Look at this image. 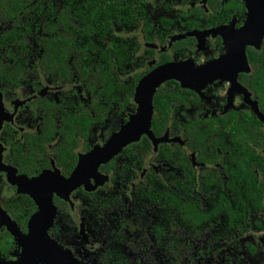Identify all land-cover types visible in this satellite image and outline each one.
Segmentation results:
<instances>
[{"label":"flooded vegetation","instance_id":"obj_1","mask_svg":"<svg viewBox=\"0 0 264 264\" xmlns=\"http://www.w3.org/2000/svg\"><path fill=\"white\" fill-rule=\"evenodd\" d=\"M108 1L119 8L123 0ZM126 1L138 9L137 16L126 24L112 9L100 20L111 25L110 30L78 35L77 56L93 57L89 63L106 66L112 46L130 38L136 58L131 70L149 71L187 58L199 65L222 56L224 38H231L247 19L244 0ZM33 2L25 3L19 19H0V29L22 24L23 31L22 66L3 65L5 50L0 48V260H16L22 251L11 223L26 234L38 211L23 191L30 189L25 180L54 169L68 177L78 156L102 145L135 108L120 114L112 107L102 121H93L95 97L88 79L77 73L88 68L87 63L79 66L68 60L65 75L42 65L40 30L31 34L26 28L55 21L61 9L69 6L73 11L78 0H42L40 16ZM245 55L247 68L237 72L234 82L216 78L201 93L183 90L175 80L167 83L183 95L184 103L175 111L178 120L196 119L201 126L206 119L213 122V129L203 132L198 157L186 147L187 136L164 131L169 139L178 138L166 143L185 150L197 176L195 185L185 177L177 184L181 195L175 196L184 211L180 214L167 194L177 191L169 180L174 168L165 167L166 179L160 169L168 164L150 162V153L140 166L131 163L132 174L128 166L120 172L128 161L126 146L99 164L88 188L83 184L86 175H81L82 182L67 198L52 194L55 212L45 231L62 250L64 264H252L249 256L253 264H264V32L257 46H245ZM98 100L106 105L102 97ZM156 150L152 147L153 153ZM251 181L257 184L253 194L248 193ZM161 189L166 193L158 194ZM190 201L196 215L188 211ZM36 264L47 263L38 259Z\"/></svg>","mask_w":264,"mask_h":264},{"label":"trees","instance_id":"obj_2","mask_svg":"<svg viewBox=\"0 0 264 264\" xmlns=\"http://www.w3.org/2000/svg\"><path fill=\"white\" fill-rule=\"evenodd\" d=\"M31 1L32 0H0V19H19L22 7L25 3H30ZM41 1L42 0H34L32 3V7L36 8V14L39 16L42 9ZM93 1L94 3L91 0H78V2L74 3L75 9L73 11H71L69 6H67L65 11L61 9L55 21L51 19L49 24H29L26 28L27 32L31 34H35L36 30H40L39 34L42 35L41 44L43 48L42 65L50 68L57 67L60 69L61 73L65 75L66 69L71 63L79 66H83L87 63L89 67L77 73L82 78L88 79V87L92 90V94L95 97L93 111L96 116L93 118V121L96 120L99 122L106 117L107 112L112 107H117V111H120L121 114L125 109L131 108L134 105L132 104L134 87L138 79L148 71L140 72L137 69H130L132 62L134 60L136 61L134 56L135 47L133 48V43L129 40L130 38H123V40H120L119 47L113 45L114 42H112V47H114V49H110L106 54L108 60V65L106 66L101 65L99 62L89 63V60L93 57L88 56L83 60V56L80 57L75 54L78 50L75 44V42L79 40L78 35H88L92 32L105 33L106 30H110L111 25H105L101 23L100 20L102 18H107V14L111 13L112 9L114 13H120V20H123L126 24L131 22L133 16H137L136 12L138 9L132 2L123 0L120 2L119 8H117L115 2L105 0L97 4L95 2L96 0ZM72 19L75 21L73 22ZM21 25L22 24H17L12 25L9 29H0V48L5 50L4 60H6V63H3V65L7 67L14 68L22 66L23 64V60L21 59V47L23 42L19 37L23 34ZM31 29H33V31H31ZM37 43H39V41H37ZM9 59L11 62H9ZM68 60H70L71 63H68ZM0 65L2 66L1 63ZM117 68H120V73L116 71ZM258 76L260 77L261 75L258 74ZM167 83L176 84L172 80H167L161 84L153 94L152 105L154 112L151 118V131L155 137L162 136L167 128L169 135L181 132L183 137L187 136L186 147L190 151L196 152L198 157V150L201 151L203 149V143L201 141L203 132L204 130H212L213 122L212 120L206 119L203 121L204 126H201L200 121H196V119L186 122L178 120L175 116V111L179 108L181 103H184L181 97L183 95L180 94V89L174 86H168ZM181 89L188 90L184 88ZM100 97L106 101V105L98 100ZM240 129H242V127ZM63 140L64 138H62V141ZM66 140L68 141V138H66ZM125 153L128 155V161L123 164L120 172L125 170L124 166H128L130 174H132L131 163L140 166L143 157L149 153L151 154L149 158L150 162H163L168 164V166H162L160 169V174L166 177V179L168 177V170H166L165 167L174 168V170L169 173L172 175V178L168 179L174 184L177 191L173 189L172 192L167 191V194L172 195V206L175 205L179 208L181 214V211L184 210L180 207V197L175 196L181 193L177 184L181 185L182 180H184L183 177H185L189 178V185H195V178H197L195 170L189 164L185 150L178 143L161 142L157 145L156 152L153 153L150 141L145 136H142L138 142L127 145ZM187 171H189V174H187ZM149 172H151L153 178H157V176L154 175V171ZM145 177L146 176H144V178ZM256 187L257 184L251 181V184L248 186V193L253 194ZM157 192L158 194L166 193L164 189L158 190ZM157 192L153 191V193ZM188 211L192 215L197 214L194 202L190 201ZM176 252L177 251H173L174 254Z\"/></svg>","mask_w":264,"mask_h":264},{"label":"water","instance_id":"obj_3","mask_svg":"<svg viewBox=\"0 0 264 264\" xmlns=\"http://www.w3.org/2000/svg\"><path fill=\"white\" fill-rule=\"evenodd\" d=\"M247 9V19L229 38H224L225 53L203 64L196 65L190 59L172 60L159 64L143 76L135 87L132 102L134 111L127 119L112 132L102 145H95L86 153L80 154L77 164L68 177L62 176L57 169L44 170L31 180L27 192L38 206L28 224V233L19 232L15 224L11 223L10 231L21 245L20 257L16 260H0V264H36L43 260L47 264H64L62 250L57 249L56 243L51 240L45 231L50 224L55 207L52 203V194L67 198L69 192L78 186L82 180L88 188V178H96L99 174V164L111 159L130 143L137 142L145 135L151 142L153 150L161 142L176 141L178 138L169 139L167 131L160 137H155L151 131V118L153 115L152 98L156 89L167 80H175L182 88H187L201 93V89L216 78L228 79L234 82L236 74L247 68L245 46L256 45L264 32V0H244ZM236 81V80H235ZM264 123V118H262ZM57 250V254H55ZM65 251H63L64 253ZM64 257V256H63ZM66 257H70L66 255ZM58 259V260H57ZM60 260V261H59Z\"/></svg>","mask_w":264,"mask_h":264},{"label":"rangeland","instance_id":"obj_4","mask_svg":"<svg viewBox=\"0 0 264 264\" xmlns=\"http://www.w3.org/2000/svg\"><path fill=\"white\" fill-rule=\"evenodd\" d=\"M132 104H134L133 102H132ZM135 105V104H134ZM127 115H128V113L126 112L125 114H124V118H126L127 117ZM262 239L264 240V238L262 237ZM258 251H259V253L258 254H262V252H263V250L262 249H258ZM255 259V258H254ZM259 259H260V257H259ZM249 260H250V262L253 264V261H252V258H251V256H249ZM255 262H256V264H258L257 263V261L255 260Z\"/></svg>","mask_w":264,"mask_h":264}]
</instances>
